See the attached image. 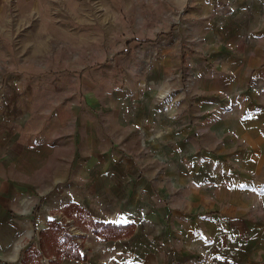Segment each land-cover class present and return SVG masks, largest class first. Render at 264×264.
I'll list each match as a JSON object with an SVG mask.
<instances>
[{"label": "rangeland", "instance_id": "obj_1", "mask_svg": "<svg viewBox=\"0 0 264 264\" xmlns=\"http://www.w3.org/2000/svg\"><path fill=\"white\" fill-rule=\"evenodd\" d=\"M0 264H264V0H0Z\"/></svg>", "mask_w": 264, "mask_h": 264}]
</instances>
